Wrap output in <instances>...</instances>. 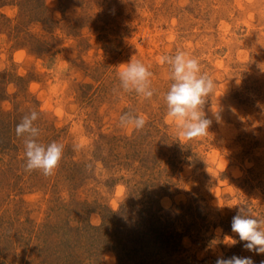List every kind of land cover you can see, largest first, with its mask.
<instances>
[{
	"label": "rangeland",
	"instance_id": "374dc122",
	"mask_svg": "<svg viewBox=\"0 0 264 264\" xmlns=\"http://www.w3.org/2000/svg\"><path fill=\"white\" fill-rule=\"evenodd\" d=\"M177 50L215 85L192 140L166 118L157 58ZM131 58L151 99L113 91ZM30 110L64 145L48 177L24 171ZM241 204L264 219V0H0V264H260L231 230Z\"/></svg>",
	"mask_w": 264,
	"mask_h": 264
},
{
	"label": "clouds",
	"instance_id": "9594fccd",
	"mask_svg": "<svg viewBox=\"0 0 264 264\" xmlns=\"http://www.w3.org/2000/svg\"><path fill=\"white\" fill-rule=\"evenodd\" d=\"M162 66H167L171 84L164 94L166 118L174 124L178 137L192 140L208 135L212 120L203 110L207 97L214 90V81L202 72L198 58L182 50L174 55L164 54L157 58ZM153 73L140 59L131 58L118 65V88L115 94L135 93L142 99H151L155 94L152 86ZM39 117L36 110L24 115L15 127L17 137H23L24 171H39L48 177L54 174L63 156L64 145L53 141L45 145L39 142L41 129L34 124ZM147 123L144 115L126 111L119 117L122 128L142 130ZM90 167V166H89ZM231 230L238 234L243 248L256 255L264 254V219L253 215L246 204L239 205L236 215L231 220ZM215 264H255L251 256H218ZM264 264V260L260 261Z\"/></svg>",
	"mask_w": 264,
	"mask_h": 264
}]
</instances>
